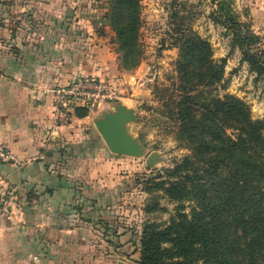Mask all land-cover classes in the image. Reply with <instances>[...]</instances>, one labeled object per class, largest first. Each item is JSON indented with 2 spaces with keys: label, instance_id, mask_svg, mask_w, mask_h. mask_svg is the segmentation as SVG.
<instances>
[{
  "label": "crops",
  "instance_id": "crops-1",
  "mask_svg": "<svg viewBox=\"0 0 264 264\" xmlns=\"http://www.w3.org/2000/svg\"><path fill=\"white\" fill-rule=\"evenodd\" d=\"M239 1L264 35V0ZM106 12L105 1L0 0V143L23 161H0V198L12 207L0 227V264H135L121 251L128 240L109 243L93 215L97 205L89 209L71 175L49 166L67 164L64 149L83 138L91 116L72 112L74 122L57 123L49 90L77 74L103 77L116 61ZM98 228L112 246L105 259L88 254V234Z\"/></svg>",
  "mask_w": 264,
  "mask_h": 264
},
{
  "label": "trees",
  "instance_id": "trees-1",
  "mask_svg": "<svg viewBox=\"0 0 264 264\" xmlns=\"http://www.w3.org/2000/svg\"><path fill=\"white\" fill-rule=\"evenodd\" d=\"M140 2L109 0L104 15L124 68L139 61ZM225 23L251 70L264 78V50L256 53L250 47L257 37L243 34L229 15ZM181 43L179 82L166 89L164 103L190 154L160 170L162 179L155 187L180 205L167 225L150 223L142 229L138 264H264V118L253 119L239 98L215 93L225 59L213 60L207 41L187 35ZM74 113L81 118L88 114L85 108ZM97 138L64 151L97 148ZM186 201L193 202L188 212ZM97 223L109 243L122 247L118 226L102 217Z\"/></svg>",
  "mask_w": 264,
  "mask_h": 264
},
{
  "label": "rangeland",
  "instance_id": "rangeland-1",
  "mask_svg": "<svg viewBox=\"0 0 264 264\" xmlns=\"http://www.w3.org/2000/svg\"><path fill=\"white\" fill-rule=\"evenodd\" d=\"M104 1L108 3L109 0ZM140 3L138 63L127 68L122 66L113 32L110 38L116 61L105 76L96 77L111 87L116 98L99 104L92 111L86 109L91 116L81 124L87 127L84 128L83 138L70 142L67 147L93 136L98 137L101 145L81 153H69L65 158V166L60 160L49 165L55 167L54 171L64 169L65 173L71 175L73 185L80 188V195L86 200L89 209L97 205V211L93 212L96 219L102 217L119 227V231L125 235L121 243L128 240L121 251L125 252V258L135 264L139 257L137 251L141 231L145 225H167L180 205L163 190L157 189L155 183L162 179L159 177L162 168L173 167L190 154V149L177 137L178 122L169 116L164 103L168 97L166 89L179 82L177 63L181 39L195 35L207 41L212 59L217 62L225 59L223 77L215 93L221 98L227 95L239 98L248 106L253 119L264 118V78L251 70L243 58L242 48L234 32L225 23V16L233 17L243 34L252 33L257 37L250 46L251 50L256 53L264 50V35L258 34L251 22L246 20L239 0H141ZM153 70L157 71V75L150 81L149 73ZM119 102L132 108L137 116L136 121L128 125V130L143 145L146 151L144 157L110 153L96 130L94 118L102 116ZM71 114L68 121L74 122ZM155 151L160 153V160L148 167L146 158ZM77 173H81L78 175L80 180L76 179ZM184 205L188 212L193 202L186 201ZM102 231L93 230L88 234L89 258L95 254V258L104 256L105 259L109 254L112 246L105 240L101 242ZM94 239L97 242L93 246ZM87 262L101 264L100 260L95 259H88ZM73 263L78 264L76 261Z\"/></svg>",
  "mask_w": 264,
  "mask_h": 264
},
{
  "label": "built area",
  "instance_id": "built-area-1",
  "mask_svg": "<svg viewBox=\"0 0 264 264\" xmlns=\"http://www.w3.org/2000/svg\"><path fill=\"white\" fill-rule=\"evenodd\" d=\"M104 1V0H95ZM157 71L149 73L148 80L156 78ZM54 99V113L56 122H66L75 108H85L92 111L101 103L112 101L115 93L105 81L95 76L77 74L68 81L59 80L49 90ZM0 161L20 166L23 161L12 153L5 143H0ZM11 202L5 197L0 198V227L4 219L11 217Z\"/></svg>",
  "mask_w": 264,
  "mask_h": 264
},
{
  "label": "water",
  "instance_id": "water-1",
  "mask_svg": "<svg viewBox=\"0 0 264 264\" xmlns=\"http://www.w3.org/2000/svg\"><path fill=\"white\" fill-rule=\"evenodd\" d=\"M137 116L132 108L119 102L116 107L94 118V125L106 148L114 155L144 157L146 151L139 139L128 130V125L135 122ZM160 160V153L155 151L146 158L148 167ZM118 264H127L119 261Z\"/></svg>",
  "mask_w": 264,
  "mask_h": 264
}]
</instances>
